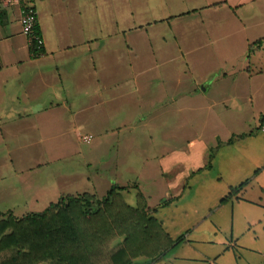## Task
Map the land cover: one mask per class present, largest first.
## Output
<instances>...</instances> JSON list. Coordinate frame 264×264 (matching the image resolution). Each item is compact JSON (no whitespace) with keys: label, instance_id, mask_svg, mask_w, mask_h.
Returning a JSON list of instances; mask_svg holds the SVG:
<instances>
[{"label":"crops","instance_id":"1","mask_svg":"<svg viewBox=\"0 0 264 264\" xmlns=\"http://www.w3.org/2000/svg\"><path fill=\"white\" fill-rule=\"evenodd\" d=\"M138 1H154L148 11L154 7L161 13L155 19L144 16L132 28L102 32L99 42L97 0H31L45 40V56L35 59L22 31L20 6L0 0V136L4 141L19 124L43 122L51 115L60 125L57 130L75 133L79 139L92 136L79 133L80 118L87 113L96 127L93 131L111 134L130 123L113 127L106 117L121 116L116 107L131 101L146 109L139 119L152 118L157 123L163 113L168 115L172 139L173 131L177 138L182 136L174 125L185 116V128H191L185 135L187 147L172 149L168 157L156 155L159 165L147 170L149 182L159 187L162 197L155 199L147 191V180L136 179L148 207L158 210L153 215L164 232L182 241L158 260L141 258L138 264H264V133L259 129L264 107L253 110V77L264 76V68L253 72L247 63L253 54L250 38L242 40L244 65L238 69L224 64L197 74L190 64L191 56L209 44L219 43L225 57L226 49L240 38H209L206 27L216 22L226 25L216 19L220 12L242 25L240 13L253 10L260 0ZM193 24L207 36L199 38ZM132 33L139 38H128ZM136 51H140L137 68L130 60L134 52L138 58ZM213 93L217 98L212 108L229 116L218 117L221 128L208 131L210 117L206 115L202 123L194 115L200 112L201 97ZM97 122L106 123L98 127ZM8 161L14 166L13 158ZM31 170L21 173L28 175ZM86 176L90 189L65 193L55 188L59 193H54V199L30 214L44 212L62 195H96L102 183L98 172L95 177L90 172ZM109 180L106 195L113 186L123 184ZM167 200L170 204L161 208ZM11 206L0 213L26 216L17 215Z\"/></svg>","mask_w":264,"mask_h":264},{"label":"rangeland","instance_id":"2","mask_svg":"<svg viewBox=\"0 0 264 264\" xmlns=\"http://www.w3.org/2000/svg\"><path fill=\"white\" fill-rule=\"evenodd\" d=\"M153 3L154 1L143 4L138 0H97L99 42L103 36L102 32L112 29L122 30L126 26L132 28L133 25L140 23L139 21L144 16L149 19L158 17V13H161L158 12L160 10H155L153 7L148 11V6ZM239 17L244 20L242 25L236 20H230L225 12H220L216 19L219 22L225 21L226 25L216 22V26L206 27L205 30H207L209 38H240V40L233 41L232 48L226 49L225 57H222L220 51L223 49L220 48L219 43L209 44L207 49L195 53L190 60L191 68L195 73L219 68L224 64L227 68L232 69H238L244 65L243 54H241V52L243 53L242 40H245L243 38L252 39L254 44L252 58L247 62L250 68L253 72L256 68H264V0L253 5V10L240 13ZM197 25H194V31L199 38H205L207 36L205 30L202 27L198 28ZM120 38L124 37L120 36ZM128 38H139V35L132 33ZM195 38L198 37L195 36ZM261 40L262 42L258 43ZM137 53H139L138 58H135V52L130 56V60H134L136 68L140 66V60H138L140 51ZM149 61L151 62V60ZM215 95L213 93L209 96H202V101L197 102L201 105L200 112L194 115V120L202 123L205 121L206 115L210 117L211 122L205 126L208 131L221 128L218 117L229 116L224 115L220 108L216 110L212 108L217 98ZM253 100V110L264 107V76L253 77ZM191 104L194 107L198 106L194 102ZM206 107H208V112L205 111ZM116 108L120 110V113L122 112V115L117 114L112 119L106 117L105 121H110L112 123L110 125L113 127L123 126L126 121H129L130 124L123 126L119 131H111V134H99L93 131L92 129L96 127H93L90 122L91 117L89 116L91 115L88 113L80 118L83 127L79 133L94 136L91 144H85L82 141L83 137L80 140L75 133L66 134L63 130H57L60 125L51 119L53 115L43 118V122L42 119H39L38 122L31 120L29 123L19 124L13 133L7 134L8 138L4 141L0 136V194L4 196V199L0 201V211H6L7 207L12 205L11 207H16V214L19 216L39 212L46 207L49 201L54 199V193H59L58 190L75 193L90 189L88 176L85 177V174L89 175L90 172L96 176V171L99 175L97 176L98 180L102 182L97 187L99 192H94L98 198L106 196L105 189L108 187V182L112 181L109 179L113 178L114 181L116 179L121 181L122 187L128 188L122 194L129 204L136 205V191H138L136 179L138 176L147 180L148 193L152 191L155 199L162 197L163 192L159 191V187H153L149 182L147 170L149 167L155 168L159 165L155 158L156 155L168 157L172 149L187 147L188 139H185V135L190 127L185 128L187 125L185 116L181 123L174 125L182 136L177 138L173 131L174 136L170 139L171 130L168 115L163 113L162 119L156 123L152 118L139 119V114L146 109L133 105L131 101L129 104L127 101L126 105L123 104ZM98 115L102 117V114ZM121 117L125 119L123 122H119ZM178 118H180V114ZM106 122H97L96 126L102 127ZM64 131L67 130L64 129ZM9 151L11 154L7 155ZM8 158H13L14 166L9 161L7 162ZM26 169H32L31 173L22 174L21 172ZM55 188L58 190H53ZM32 200H38V204ZM24 201H27V204L23 203ZM2 213L7 216L11 212ZM11 214L13 215V213ZM135 263L138 264V260Z\"/></svg>","mask_w":264,"mask_h":264},{"label":"trees","instance_id":"3","mask_svg":"<svg viewBox=\"0 0 264 264\" xmlns=\"http://www.w3.org/2000/svg\"><path fill=\"white\" fill-rule=\"evenodd\" d=\"M127 190L113 186L103 198L64 195L23 218L0 213V264H136L165 256L182 239L164 232L153 215L158 210L148 207L140 190L136 205H129L122 194Z\"/></svg>","mask_w":264,"mask_h":264},{"label":"built area","instance_id":"4","mask_svg":"<svg viewBox=\"0 0 264 264\" xmlns=\"http://www.w3.org/2000/svg\"><path fill=\"white\" fill-rule=\"evenodd\" d=\"M9 5H18L21 9L20 23L24 36L27 38L31 56L35 59L45 56V40L41 33L37 31L39 25V13L31 0H4ZM264 133V115L259 127ZM93 140L92 136H84L83 142L90 144Z\"/></svg>","mask_w":264,"mask_h":264},{"label":"water","instance_id":"5","mask_svg":"<svg viewBox=\"0 0 264 264\" xmlns=\"http://www.w3.org/2000/svg\"><path fill=\"white\" fill-rule=\"evenodd\" d=\"M209 83H210V82H208L207 84H205V85L202 87V90H203L204 92H206V90L208 89L207 87L209 86Z\"/></svg>","mask_w":264,"mask_h":264}]
</instances>
